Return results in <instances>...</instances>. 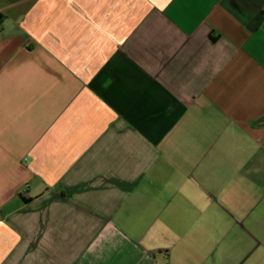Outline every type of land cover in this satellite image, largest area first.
<instances>
[{"label":"crops","instance_id":"1","mask_svg":"<svg viewBox=\"0 0 264 264\" xmlns=\"http://www.w3.org/2000/svg\"><path fill=\"white\" fill-rule=\"evenodd\" d=\"M0 264H264V0H0Z\"/></svg>","mask_w":264,"mask_h":264}]
</instances>
